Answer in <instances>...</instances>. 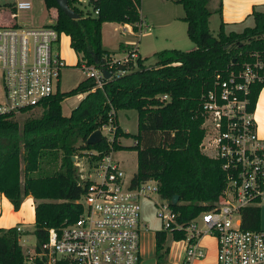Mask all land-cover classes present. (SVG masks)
Here are the masks:
<instances>
[{
	"label": "trees",
	"instance_id": "trees-1",
	"mask_svg": "<svg viewBox=\"0 0 264 264\" xmlns=\"http://www.w3.org/2000/svg\"><path fill=\"white\" fill-rule=\"evenodd\" d=\"M182 5L187 37L194 43L189 50L174 47L154 52V63L145 65L136 57L117 67L129 68L120 75L104 79L102 87H94L92 77L84 76L65 91L58 88L42 102L44 108L38 115L25 117L21 124L14 112L0 113V193L19 207L26 195L34 200V218L31 233L34 247L46 239L47 228L60 226L76 218L81 204L76 201L81 193L77 182V169L71 157L97 153L90 159L123 147L136 151V167L131 184L153 178L158 183L159 194L169 200L171 208L178 211V219H189L210 207L221 190L224 178L217 158L199 149L203 135L201 127V99L213 86L216 74L226 77L245 61H250L253 51L264 52V12L251 11L252 24L241 30L223 28L218 23L212 34L208 17L216 11L220 15V0L213 9L210 0H174ZM140 0H95L96 14L86 15L67 0L78 13L69 17L58 7L56 0H43L53 16L44 24L69 35V45L81 61L102 66L104 55L112 53L101 45V24L115 21L131 24L136 29L139 20ZM96 59L97 61L95 62ZM264 81H253L245 96L247 108L253 110L255 100ZM84 92L67 115L61 113L60 102L66 96ZM165 93L167 98H161ZM136 111V132L129 133L117 123L118 109ZM110 120L114 126L113 139L104 135L96 143H87V135ZM131 135L134 142L122 145L119 138ZM78 151V152H79ZM173 194L178 199L171 203ZM258 206L241 210V227L258 228ZM27 231L15 225L0 226V264H45L35 258L27 262L19 237ZM180 230L154 231V254L161 261L168 250V238L178 240ZM55 264H70L60 260Z\"/></svg>",
	"mask_w": 264,
	"mask_h": 264
},
{
	"label": "built area",
	"instance_id": "built-area-1",
	"mask_svg": "<svg viewBox=\"0 0 264 264\" xmlns=\"http://www.w3.org/2000/svg\"><path fill=\"white\" fill-rule=\"evenodd\" d=\"M94 1L73 0V4L83 15L96 14ZM5 3L0 5V113L40 107L55 92L65 61L53 47H58L60 38L69 36L44 23H19L17 11L29 9L30 0ZM139 20L134 23L137 29L143 25ZM123 24L133 32L131 24ZM122 50L105 54L102 66L80 62L84 75L93 78V88L102 87L107 78L103 77L102 68L110 77L129 70L116 68L117 64L129 60L134 64L139 56L137 42L127 41ZM251 54L250 61L226 77L216 74V86L201 99L203 135L199 149L219 160L224 178L210 207L179 220L178 211L159 194L155 179L132 185V173H126L111 151L97 159H90L91 154L97 153L95 149L82 157L76 153L73 163L82 189L76 201L81 204V211L60 226L48 227L46 239L38 248L33 246L25 260L33 262L37 258L45 264L60 260L70 264H139L141 232L146 229L140 208L141 201L148 199L161 229L183 232L176 240L182 244L179 264H190L204 256L199 240L205 234L214 237L216 264H264V228L241 227L242 208L264 204V136L257 131L245 96L251 82L264 81V52L255 50ZM160 97L167 95L162 93ZM98 129L108 141L113 139L114 126L109 119ZM15 227L22 230L18 224Z\"/></svg>",
	"mask_w": 264,
	"mask_h": 264
},
{
	"label": "rangeland",
	"instance_id": "rangeland-1",
	"mask_svg": "<svg viewBox=\"0 0 264 264\" xmlns=\"http://www.w3.org/2000/svg\"><path fill=\"white\" fill-rule=\"evenodd\" d=\"M11 0H0V5L5 6V2ZM31 7L26 10H18L16 20L21 24L40 25L47 22L53 16V10L48 12L44 6L43 0H30ZM215 0L209 1V6L214 7ZM215 8V7H214ZM213 8V9H214ZM138 15L142 19L141 30L133 29L130 33L124 24L115 21H107L101 24V38L104 48L113 49L117 51L124 40H134L138 45V52L143 57L144 64L150 65L154 63V52L163 48H178L182 50L192 49L195 45L187 37L185 32V21L181 18L183 15L182 5L174 0H140L138 5ZM212 18L209 19L208 28L212 34H215L218 27V16L216 11H213ZM140 21V20H139ZM138 21V22H139ZM148 25L149 29L144 25ZM252 24V23H251ZM62 38H60L61 40ZM66 39V37H64ZM59 53L63 56L65 66L60 71L59 84L57 87L59 91H65L73 87L78 80L84 77L82 69L77 64L75 65L78 55L70 53L65 50V47L60 48V41L58 47ZM1 85H0V100ZM77 94L65 97L61 102V113L67 115L77 101ZM44 106L35 107L33 109L14 112V117L19 124L27 116L38 115ZM117 120L122 129L129 133L136 132V111L133 108L118 109ZM122 145H131L134 139L131 135L122 136L119 139ZM76 150L78 157H82L81 151ZM111 155L117 159L125 168L126 173L131 174L136 167V151L133 148L123 147L117 150H112ZM82 159V158H81ZM85 162V161H84ZM85 164V163H84ZM258 227L264 228V204L258 206ZM140 217L142 218L147 231L145 236L150 237L155 230L161 229V222L155 215L154 207L150 200H142L140 208ZM20 245L25 258L35 243V237L31 231L27 234H21L19 237ZM172 241V240H171ZM166 241L170 243L168 252L164 254L163 259H166L165 264H171L169 256L175 253L180 247V241ZM156 259V258H155ZM162 261L164 262L165 260ZM162 261H158L162 262Z\"/></svg>",
	"mask_w": 264,
	"mask_h": 264
},
{
	"label": "crops",
	"instance_id": "crops-1",
	"mask_svg": "<svg viewBox=\"0 0 264 264\" xmlns=\"http://www.w3.org/2000/svg\"><path fill=\"white\" fill-rule=\"evenodd\" d=\"M214 2H215L214 7H216L218 0H215ZM210 7L214 8L213 6H210ZM253 9L261 10L264 12V0H220V15L216 12L218 16V23L220 20L223 22V28L225 31H228V30L239 31L244 26L251 25V23L253 22L252 16H251V11ZM213 13L214 12H211V14L209 15L208 22H209V19L212 18ZM139 19L140 21L142 20L140 17ZM105 22L107 21H104V23ZM144 25L146 26L147 29H149L148 25L146 24ZM127 26L129 25L127 24ZM138 30L140 31L141 28ZM127 41L129 40H124V42H122V44L119 46L117 51L115 50V48L108 49V50L113 51L114 53H117V52L121 53L123 51L122 49H124V44ZM101 45L103 47L102 38H101ZM61 47H65V50L67 52H70V53L74 52V50L69 45V36L66 37V39L62 37V39L60 40V48ZM137 53L139 57H141V55L138 52V45H137ZM59 80H58V84H59ZM76 94H77L78 100L75 102V104L84 95V92H81V93L79 92ZM1 96H2V91H1ZM253 114L256 119L257 131L259 135L264 136V86L260 88L257 94L254 109H253ZM116 118H117V114H116ZM117 123H118V120H117ZM33 206H34L33 198L29 195H26L23 198V200L20 202L19 207L17 209H13V206L11 202L8 200V198L5 197L2 193H0V226L9 227V226L18 224L21 226V229L23 231H27L28 233L33 228V218H34ZM145 231L147 230L145 229L144 231L141 232L139 264H165L167 262L166 259H163L165 260L164 262L161 260L162 262H159V263H158V260L155 259L154 233L150 237V240H149L148 237L145 236L146 234H144ZM167 240L171 241L169 238ZM172 241H176V240H172ZM199 242L204 249V256L200 259H194L193 261H191L190 264H216L214 237L211 235L205 234L201 236ZM166 244L168 245V249H169L170 243L167 242ZM181 254H182V244L180 245L178 250L171 255V258L169 256L168 261L170 260L171 264H179Z\"/></svg>",
	"mask_w": 264,
	"mask_h": 264
},
{
	"label": "water",
	"instance_id": "water-1",
	"mask_svg": "<svg viewBox=\"0 0 264 264\" xmlns=\"http://www.w3.org/2000/svg\"><path fill=\"white\" fill-rule=\"evenodd\" d=\"M56 2H57L58 7L63 11V13H65L69 17H78V13L68 6L67 0H56ZM94 60L95 62L97 61L96 59ZM101 72H102L103 77L109 76V73L105 68H102ZM100 138H101V133L99 129L97 128V129L92 130L87 135L85 141L91 144V143H96ZM71 159L73 160V156L71 157ZM177 199H178L177 194H173L171 196L170 202L175 203Z\"/></svg>",
	"mask_w": 264,
	"mask_h": 264
},
{
	"label": "bare ground",
	"instance_id": "bare-ground-1",
	"mask_svg": "<svg viewBox=\"0 0 264 264\" xmlns=\"http://www.w3.org/2000/svg\"><path fill=\"white\" fill-rule=\"evenodd\" d=\"M102 137V136H101Z\"/></svg>",
	"mask_w": 264,
	"mask_h": 264
}]
</instances>
